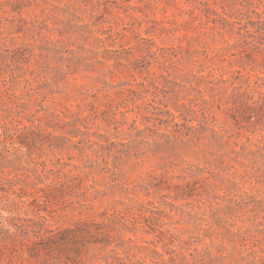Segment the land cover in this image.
Listing matches in <instances>:
<instances>
[{
    "label": "rangeland",
    "instance_id": "1",
    "mask_svg": "<svg viewBox=\"0 0 264 264\" xmlns=\"http://www.w3.org/2000/svg\"><path fill=\"white\" fill-rule=\"evenodd\" d=\"M193 4L0 0V264H264V37Z\"/></svg>",
    "mask_w": 264,
    "mask_h": 264
},
{
    "label": "trees",
    "instance_id": "2",
    "mask_svg": "<svg viewBox=\"0 0 264 264\" xmlns=\"http://www.w3.org/2000/svg\"><path fill=\"white\" fill-rule=\"evenodd\" d=\"M209 1L210 0H205V1L194 0V4H193L194 9H196L195 8L196 4L203 6V9L200 10L204 13L201 20H204L203 25L206 26V28L222 34V32H227L228 30H232L238 25L239 27L236 28V30H237V33L239 35H241V31L244 30L245 36L244 35H241V36H243L247 40L258 39L260 42L258 40H257V42H259L260 45H262L261 41H263V37H264V18L261 16V13L254 12L257 20L256 21L249 20L247 23H245L246 25L243 26L240 22H236V21L231 20V19H226L217 10H214L213 8H211ZM248 4L253 5V2H251V0H250L248 2ZM197 9H199V8H197ZM258 24H260V25H258ZM248 27H250L251 30ZM251 31L256 33V35H252ZM247 40H244L245 43L247 45H250L251 42H249ZM260 87L261 86H256V88H254V91L259 96H261L263 94V92H261L259 90ZM259 103H261V105L264 106V100L261 97H260V99H258V101H256V104H259ZM234 110H237V109H234ZM232 117L235 121H239L240 119L241 120L244 119L241 114H238V116L232 115ZM66 231L67 230H65L64 232H66ZM64 232L62 231V234H64ZM58 233H61V232H58ZM55 234H56V232H54V230H46L45 232H38V234L34 236L33 240H31V239L26 240V243H25L26 247H27V249H33L34 250V246L41 241H42L41 244H44L45 246H47L49 243H52L54 241ZM62 236L63 235H60L59 238L63 239Z\"/></svg>",
    "mask_w": 264,
    "mask_h": 264
}]
</instances>
